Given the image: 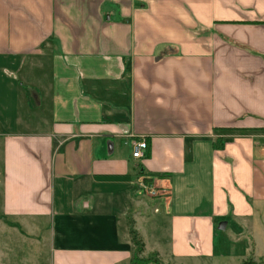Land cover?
Here are the masks:
<instances>
[{
	"label": "crops",
	"instance_id": "0c3cea01",
	"mask_svg": "<svg viewBox=\"0 0 264 264\" xmlns=\"http://www.w3.org/2000/svg\"><path fill=\"white\" fill-rule=\"evenodd\" d=\"M151 210L171 257L225 222L264 264V0H0V220L134 264Z\"/></svg>",
	"mask_w": 264,
	"mask_h": 264
},
{
	"label": "rangeland",
	"instance_id": "374dc122",
	"mask_svg": "<svg viewBox=\"0 0 264 264\" xmlns=\"http://www.w3.org/2000/svg\"><path fill=\"white\" fill-rule=\"evenodd\" d=\"M150 196L153 199L154 196ZM149 213L152 217L147 220L146 228H142L146 241V252H141L142 258L157 257L161 264H246V260L254 261L249 241L231 238L232 226L230 225L229 229H221L222 222L218 224L214 235V258L196 260L189 257H171L169 222L161 213H155L154 210ZM48 248L47 241L37 239V235L32 234L29 228L16 225L12 219L0 220V264H50ZM155 250H158L159 254ZM257 263L263 264L261 261Z\"/></svg>",
	"mask_w": 264,
	"mask_h": 264
},
{
	"label": "trees",
	"instance_id": "16d2710c",
	"mask_svg": "<svg viewBox=\"0 0 264 264\" xmlns=\"http://www.w3.org/2000/svg\"><path fill=\"white\" fill-rule=\"evenodd\" d=\"M252 130H256V129H252ZM251 130V131H252ZM223 132H229V133H233V132H241L242 130L240 129H226V130H222ZM224 139L222 137H218L216 139V143H214V147L218 148L224 145ZM217 143H220V145H218ZM144 180H147V178H144ZM130 233L132 235V240L134 242V244L137 247V252L141 253L142 251H144L145 248V243L142 241V239L140 238L139 233L137 232V230H135L133 227L130 228ZM156 254V253H155ZM133 263L134 264H151V263H155V264H161L159 258L157 257H149V258H142L140 256H138V254H136L133 258ZM246 264H259L253 260H247Z\"/></svg>",
	"mask_w": 264,
	"mask_h": 264
},
{
	"label": "built area",
	"instance_id": "2783aa9c",
	"mask_svg": "<svg viewBox=\"0 0 264 264\" xmlns=\"http://www.w3.org/2000/svg\"><path fill=\"white\" fill-rule=\"evenodd\" d=\"M133 146V157L134 158H143L148 150V141L145 138H137L132 143ZM146 190L150 193V195L157 197L163 194V192H160L158 189L154 188L153 186H150L149 184H146L144 186Z\"/></svg>",
	"mask_w": 264,
	"mask_h": 264
},
{
	"label": "water",
	"instance_id": "95a60500",
	"mask_svg": "<svg viewBox=\"0 0 264 264\" xmlns=\"http://www.w3.org/2000/svg\"><path fill=\"white\" fill-rule=\"evenodd\" d=\"M226 226L225 222L220 224V228H224Z\"/></svg>",
	"mask_w": 264,
	"mask_h": 264
}]
</instances>
